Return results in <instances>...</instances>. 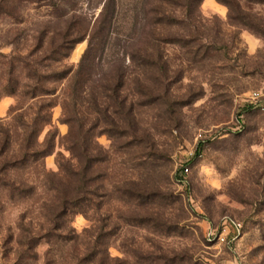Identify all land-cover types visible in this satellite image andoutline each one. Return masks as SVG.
<instances>
[{"label":"rangeland","instance_id":"1","mask_svg":"<svg viewBox=\"0 0 264 264\" xmlns=\"http://www.w3.org/2000/svg\"><path fill=\"white\" fill-rule=\"evenodd\" d=\"M105 1L0 0L9 10L0 12V124L14 138L12 116L32 115L44 98L3 92L10 64L20 84L24 63L75 69ZM116 1L109 59L79 101L69 77L46 85L56 104L38 140L56 130L53 150L43 171L10 174L33 191L11 196L0 185V264H264V0ZM157 15L167 18L152 24ZM85 28L66 58L47 59L62 34ZM118 80L131 124L114 113ZM77 130H89L80 144L100 161L78 212L64 214L62 165H77L68 150Z\"/></svg>","mask_w":264,"mask_h":264},{"label":"trees","instance_id":"2","mask_svg":"<svg viewBox=\"0 0 264 264\" xmlns=\"http://www.w3.org/2000/svg\"><path fill=\"white\" fill-rule=\"evenodd\" d=\"M188 1L194 2L196 0ZM6 5H8V3ZM6 5L0 3V12L9 13ZM117 6L118 3L116 0H106L88 35L87 28H85V31H77L78 34L72 37L69 33H64L56 46L50 48L47 59L55 63L61 62L70 54L74 45L78 41L83 40L87 35V46L75 69L52 68L51 70L48 69L46 72L44 71L45 73H41L33 64L24 63L22 70L26 71L27 82L23 84H20L19 80L15 78L14 72L18 69V65L10 64L7 69V78L5 79L4 85H2L3 92L6 91L10 94L24 96L27 99H46H42V102L37 106L36 111H34L32 115L19 113L12 116L18 124L17 128L19 129V133H17V139L14 138L8 129L2 127V124H0V185L8 190L11 196L16 195L23 197L29 195L33 191L34 186L32 184H26L24 181L14 182L10 178V174L15 172V174L18 175L31 168H41L43 171L44 164L42 160L46 155L52 152L54 147L56 130L52 131L49 129L44 139L41 142L38 140L43 129L46 126H51L49 110L56 104L54 87H47L46 85L59 82L69 77V88L71 89L70 96L75 103L79 101L80 91L89 83L92 76L95 75L94 68L98 65L107 63L109 59L108 48L111 38V29L117 21ZM160 16L161 15H157V19L152 22V24H159L162 20L167 18H162ZM118 56L117 54V56L108 61V63L114 59L120 60ZM111 57H114V53L110 54V59ZM131 59L132 61L136 60L140 64L153 65L156 63L152 57L146 54L133 53ZM121 85L122 83L118 80L109 87L110 96L114 98L112 106L115 114H117V112L120 114L123 113L124 116L121 117L122 120L127 122V124H131V121L134 119L130 117V115L132 116L131 107L125 109L124 102L121 100L118 101V99H120L118 98V87ZM19 108L20 107L12 106L10 113H13ZM73 120H76V116L71 118V121ZM88 132L89 130L84 133H82L81 130H77L73 136L69 135L70 141L68 150L71 152L72 157L77 159V165L72 166L73 164L71 163L62 165L64 173L69 178L68 186L70 188L69 190H71L66 195L62 193L58 198L57 206L60 208L59 212L64 214L78 212L76 210L80 205L78 194H80L82 190L87 189L88 185H93L94 176L88 175V173L93 164L100 161V159H98L96 155L91 154L90 147H85L86 145L84 143L82 145L80 144V140H83ZM13 143H16L17 147V149L13 151L14 155L12 153L10 154ZM43 175L46 176L45 181H49L48 175L45 173ZM61 192H63V188Z\"/></svg>","mask_w":264,"mask_h":264},{"label":"built area","instance_id":"3","mask_svg":"<svg viewBox=\"0 0 264 264\" xmlns=\"http://www.w3.org/2000/svg\"><path fill=\"white\" fill-rule=\"evenodd\" d=\"M185 171L187 170L186 168L184 169ZM223 239V238H222Z\"/></svg>","mask_w":264,"mask_h":264}]
</instances>
